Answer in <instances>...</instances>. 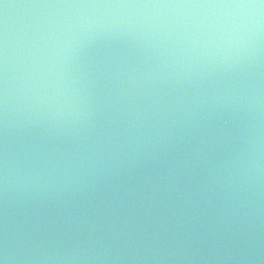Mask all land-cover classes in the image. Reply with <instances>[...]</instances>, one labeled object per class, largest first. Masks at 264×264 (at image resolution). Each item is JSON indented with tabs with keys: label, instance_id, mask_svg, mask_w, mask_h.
I'll return each mask as SVG.
<instances>
[{
	"label": "clouds",
	"instance_id": "clouds-1",
	"mask_svg": "<svg viewBox=\"0 0 264 264\" xmlns=\"http://www.w3.org/2000/svg\"><path fill=\"white\" fill-rule=\"evenodd\" d=\"M31 7L55 11L29 26L16 67L6 36L0 47V264L251 259L264 0ZM108 41H131L136 58L86 78L85 49Z\"/></svg>",
	"mask_w": 264,
	"mask_h": 264
},
{
	"label": "water",
	"instance_id": "water-1",
	"mask_svg": "<svg viewBox=\"0 0 264 264\" xmlns=\"http://www.w3.org/2000/svg\"><path fill=\"white\" fill-rule=\"evenodd\" d=\"M58 2V0H0V47L7 37L10 67H16L17 61L22 58V49L24 46L25 33L29 26L36 20L43 18L54 12L52 9L31 7L44 3ZM8 7L5 8L4 5ZM138 50L131 41H108L91 44L84 51L80 62V71L85 77H94L102 80L100 76V62L111 59L116 56H130L136 58ZM259 79L264 85V55L261 58V64L258 69ZM21 137H17L20 142ZM54 143L63 144V138ZM248 209H245L247 212ZM3 207L0 204V219H2ZM249 229L250 243L245 242L242 246L247 249L251 259L244 264H264V183H261L254 204L252 206V218ZM228 244L227 238H221L214 245L206 244L203 247V254H209L210 247L223 251ZM196 246H199L197 243ZM212 264H223V262L214 261Z\"/></svg>",
	"mask_w": 264,
	"mask_h": 264
}]
</instances>
